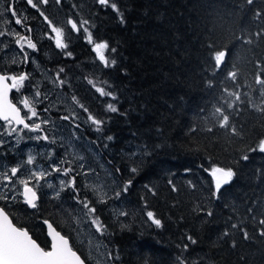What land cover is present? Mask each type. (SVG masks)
<instances>
[{"label": "trees", "instance_id": "1", "mask_svg": "<svg viewBox=\"0 0 264 264\" xmlns=\"http://www.w3.org/2000/svg\"><path fill=\"white\" fill-rule=\"evenodd\" d=\"M24 1L16 0L14 6L24 11L15 8L26 18L23 32L31 35L28 40L37 50L30 49L25 63L26 52L17 48L20 63L3 61L0 73L28 75L22 94L43 102L38 107L45 116L41 119L52 117L75 142L87 144L89 158L109 169L111 194L105 200L98 197L80 167L69 161L60 167L72 171L58 174L66 183L75 177L79 199L95 213L74 199L77 192L70 187L42 189L32 210L20 197L0 199L12 224L48 250L42 221L49 222L86 264L71 236L72 221L80 212L98 219L97 237L109 264H264V153L259 151L264 139V36L255 35L264 28V0H108L107 5L98 0H33L39 10ZM69 19L77 22L79 32L71 29ZM52 29L60 30L67 47H56ZM39 30L45 38L36 36ZM96 43L108 44L102 50L107 66L93 51ZM221 50L226 58L217 72L214 54ZM41 74H46L42 80ZM97 88L111 95H101ZM58 93L70 111L47 107L45 99ZM10 99L18 101L19 92L14 90ZM108 103L118 111H109ZM217 107L229 116L224 128ZM89 116L103 122L101 131ZM38 123L41 131L31 132L12 150V137L0 133L1 163L23 161L33 144L44 151L49 146L60 157L53 141L29 139L33 134L49 138L43 121ZM27 131L21 129V134ZM215 167L232 169L234 176L212 195ZM116 191H121L118 199ZM148 211L161 220L160 228L147 219Z\"/></svg>", "mask_w": 264, "mask_h": 264}, {"label": "rangeland", "instance_id": "2", "mask_svg": "<svg viewBox=\"0 0 264 264\" xmlns=\"http://www.w3.org/2000/svg\"><path fill=\"white\" fill-rule=\"evenodd\" d=\"M14 3H16V0H10L6 4H3V0H0V63L3 61H10L11 63L19 64L20 60L16 56L17 48L19 50L23 49L27 54L31 53L30 48L27 47V40L31 35L23 32V29L26 30L27 28L25 27L26 18L23 15H16V17L9 19V17H11V11H9L10 8H18L19 11L24 13L20 7L14 6ZM24 5L33 8L27 3V0L24 1ZM33 9L37 10L39 8ZM41 13L42 12L39 11L40 15ZM17 18L21 19L22 23L20 25H16L14 23L15 19ZM45 20L46 19L43 21ZM27 32H30L29 29ZM49 32L53 34V36L56 35V32L53 31V29L52 31L49 30ZM36 36L39 37V39L45 38L44 33L41 30L38 31ZM21 37H24V39L21 40ZM17 41H19V43H17ZM45 76L46 74H41L39 79L42 80L45 78ZM18 92L19 99L15 102V104L21 109L22 116H25L27 113V110L23 108L22 101L23 99H28L30 104L36 109L37 117L32 119H27L26 117V122L31 125L34 122L38 123L43 121V125L48 129V139L53 141L58 149H61L60 157L54 155L53 150L50 149L49 146L44 151L42 148H36L37 145L33 144L31 148H27L28 150L25 151L23 161L20 160V156L18 154H15V158L20 161L16 162V164L13 166L22 165V167H20L16 177H11V184H7V182L4 180V172L8 171L10 176L11 166L0 162V199L13 201L17 197L21 198V190L24 187L23 183H20L22 180L27 181L28 186L32 187L36 192L42 189L50 192L64 190L67 187V183L62 186L60 181L64 180L66 182V180L62 175L58 174L62 172H52L51 166L55 165L60 167L63 163L67 164V162L70 161L76 163L80 167L85 183L90 185L93 191H96L98 197H100L102 200H105L111 194L107 175L109 173V169L103 165V163H98L97 160L96 163L93 162L89 158L87 154L88 152L86 153L85 149L87 144L75 142L72 139V136L69 134L68 129L62 128V125L60 127L55 119L52 117H50L51 120L41 119L45 116L39 113L40 109H38V107H43V102H38V98L35 95L31 96L28 93L22 94L20 90ZM45 100L48 108H53L57 105H60L65 111L71 110V106L65 100V98L60 95V93L46 98ZM27 116H30V113H27ZM3 125V132L7 133V123H3ZM30 133L31 131L28 130L26 133L21 134V128H17V132L13 133L11 136L12 142L8 149L12 150L17 148L20 140H23V138L27 137ZM37 136L42 135L33 134V137ZM41 140L42 139H32V141L35 143H40ZM30 156L33 158V164L27 165L26 161ZM61 161H63V163H61ZM60 168L65 170L64 167ZM31 172H36L37 175L43 172L44 176L40 180H37L35 176L31 175ZM49 184L52 186L49 187ZM4 186L6 188L2 190ZM92 221L93 220L89 214H87V217H85V214L80 212L78 217L74 219V222L72 221V224H75L71 233L72 241L75 247H77L85 255V258L90 264H109L104 255L105 252H103L102 244L97 237L96 225H94Z\"/></svg>", "mask_w": 264, "mask_h": 264}, {"label": "snow or ice", "instance_id": "3", "mask_svg": "<svg viewBox=\"0 0 264 264\" xmlns=\"http://www.w3.org/2000/svg\"><path fill=\"white\" fill-rule=\"evenodd\" d=\"M48 0H43V3H47ZM27 3L30 4L33 8H37V4L33 3V0H27ZM57 3H59V0H57ZM98 3L100 5H107L108 0H98ZM111 8L113 11H117L116 4L113 3L111 5ZM39 10V9H37ZM9 11H11V19L12 17H16L17 13L15 9L10 8ZM43 15V13H41ZM259 14H257V18L259 19ZM14 23L16 25H20L21 19L17 18L15 19ZM68 23L71 25V29L74 31L79 32V29L77 27V22L69 19ZM88 21H83L81 23V27L83 25L87 24ZM53 31L56 32V47L57 48H65L67 45L63 44L61 42L60 36L61 32L59 29H53ZM85 32H87V29H84ZM257 37L264 36V28H262L260 31L255 33ZM21 40L24 39V37L20 38ZM88 42L92 43L91 34L88 35ZM246 42H251V37L247 38ZM19 43V41H17ZM27 47L32 49L33 51L37 50V45L33 43L30 39L27 40ZM108 44L107 43H96L93 51H95L99 55V59L104 62L105 66L108 65V61L105 60V56L103 55L102 50L107 49ZM23 51V49H21ZM113 52H115V49H112ZM69 56L72 54L69 52ZM226 58V51L221 50L217 51L214 54V69L219 72L221 69V66L224 64ZM28 60V54H24V62L27 63ZM112 65L115 64V60H112ZM60 71H63L61 68ZM229 76H235L234 72L229 73ZM29 77L27 74H19V75H0V119L7 122V135L12 136L13 133L17 132V128L13 125H21L23 126V129H28L31 132H37L41 131V124L40 123H33L29 124L26 122L27 119H32L34 117H37V111L36 109L30 104L28 99H23V108L27 110V113H30V116H27V113L25 116L21 115V109L16 106L10 99H9V93L13 89L19 91L22 87H24V82L28 80ZM11 80L12 83L9 85L7 81ZM63 83V81H61ZM257 84L262 83V81L257 78L256 80ZM97 92H100L101 95H111V93H104L102 89L97 88ZM224 91H227L225 89ZM228 96L232 95L231 91H227ZM37 96H39V93H36ZM112 99H115V96H112ZM236 99L239 100L240 96L239 94L236 95ZM231 107V104L228 105ZM107 108L109 111L115 113L118 111L117 107L114 106L111 103H108ZM216 112L221 113L222 115V122L220 123V127L224 128L229 123V116L226 114H223L221 112L220 107H217L215 109ZM62 119H68L67 116L61 117ZM88 120L91 121V124L96 125V131H101V125L102 121L94 118L93 116H89ZM46 122V121H45ZM79 125H77L78 127ZM4 130V126L0 125V133H2ZM29 139H44L47 140V136H37V137H29ZM108 140H112L113 138L111 136L107 137ZM2 143V141H0ZM259 151L261 153H264V139H261L259 142ZM144 154H147L146 148L143 150ZM134 154V153H133ZM243 159H248L247 156H244ZM27 165L33 164V158L30 156L27 161ZM63 163V161H61ZM19 166H11L10 167V176L8 174V171L4 172V180L7 182V184H11L12 180L11 177H16L18 171L20 170ZM52 172H62L63 175H68L69 172L72 171L71 168L69 169H62L60 167H57L55 165L51 166ZM117 172L120 170L117 169ZM132 171H136L135 168L132 169ZM32 176H35L37 180H40L44 173L41 172L39 175H37L36 172H31ZM212 176L215 179V192L212 193V195H216L220 192V189L223 185H227L230 183V181L233 179L234 171L232 169L225 170L222 167H215L212 169ZM20 183H23V197H24V203H26L31 208H36L37 204L36 201L38 199L37 192L33 190L32 187L28 186L27 181H20ZM65 181L61 180L60 184L62 186L65 185ZM131 181L128 182L127 185H125L122 189L123 192H127L128 187H130ZM51 187L52 185H48ZM67 187H70L74 192H77V196L74 197V199L77 200L78 203H82L83 207L88 209L90 212L95 213V208H89V205L87 201H81L79 199L78 195V189L76 188L75 183V177H72L67 182ZM151 191V189H149ZM175 190V189H173ZM59 195V193H57ZM153 195L155 193L153 192ZM121 196V191L115 192V197L118 199ZM251 211V209L249 210ZM121 215H126V213H121ZM147 219L151 221L152 224H154L157 228H160L161 220L156 218L154 213L152 211H148L146 213ZM208 216L212 215L211 211H208ZM47 223V222H46ZM92 223L96 225V231L101 232V226L99 224L98 219H93ZM261 224H264V219L260 220ZM49 228L52 226L49 224ZM232 228H236L237 224L233 223L231 225ZM264 234V233H262ZM52 237V244H51V250H45L42 248L36 241H34L28 231H25L23 229H20L18 227L13 226L12 222L9 220V216L5 213V211L0 208V264H83V261L80 259V256L77 255L76 251H73V249L69 246V240L66 239L64 236L60 235L58 232H51L50 233ZM224 235H228V232L225 231ZM245 238L247 237V232L244 233ZM189 240H192L191 237H188ZM192 243H195V240H192ZM187 245H184V250H187ZM179 260V256L177 257ZM183 264V262H181Z\"/></svg>", "mask_w": 264, "mask_h": 264}, {"label": "water", "instance_id": "4", "mask_svg": "<svg viewBox=\"0 0 264 264\" xmlns=\"http://www.w3.org/2000/svg\"><path fill=\"white\" fill-rule=\"evenodd\" d=\"M0 75H4V74H1L0 73ZM7 83L9 84V85H11V83H12V81L11 80H9V81H7ZM14 91V89L12 90V91H10V93H9V99H10V96H11V93ZM11 100V99H10ZM15 104V103H14ZM17 106V105H16ZM18 107V106H17ZM21 115H22V113H21ZM0 122L1 123H6L5 121H3L2 119H0ZM14 127H16V128H23V126H21V125H13ZM214 181H215V179H214ZM22 193H23V188H22V190H21V199H22V201H24V197H23V195H22ZM24 203V202H23ZM24 205L28 208V209H30V210H32L33 208H31V207H29L26 203H24ZM10 220V219H9ZM11 221V220H10ZM47 221H42V226H43V228H44V234H45V237H46V239L48 240V242H49V249L48 250H51V244H52V237H51V235H50V233L51 232H57L55 229H54V227L49 223V222H47ZM51 225L52 227L51 228H49L48 227V225ZM14 226V225H13ZM24 230V229H23ZM26 231V230H25ZM59 233V232H58ZM60 234V233H59ZM61 235V234H60ZM67 239V238H66ZM74 251V250H73ZM78 255V254H77ZM79 256V255H78ZM81 259V258H80ZM82 260V259H81ZM83 261V260H82ZM83 264H85V262L83 261Z\"/></svg>", "mask_w": 264, "mask_h": 264}]
</instances>
